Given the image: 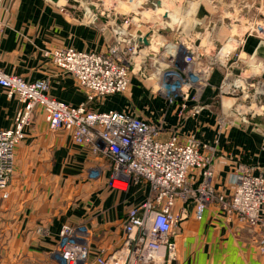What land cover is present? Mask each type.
Segmentation results:
<instances>
[{
  "label": "built area",
  "instance_id": "1",
  "mask_svg": "<svg viewBox=\"0 0 264 264\" xmlns=\"http://www.w3.org/2000/svg\"><path fill=\"white\" fill-rule=\"evenodd\" d=\"M159 1L160 6L155 10L164 5ZM138 4L144 5L139 1ZM198 4L194 7L193 29L188 32L177 29L173 41L164 37L160 38L161 43L155 41L154 29L131 31L139 20L137 13L128 18L126 14L105 13L98 7L97 12L115 26L105 51H79L72 47L45 51L52 65L70 75L83 92L84 100L78 105L50 96L47 79L27 81L0 67V86L19 103L13 127L0 129L2 198L7 197L14 150L24 139L37 107L42 109L51 130L67 131L74 144L89 147L91 152L108 159V186L126 190L132 183L143 184L151 192L148 198L127 210L122 224L123 243L107 257L99 249L91 260L88 229L82 224L64 223L54 250L60 264H171L176 254L171 234L187 218L190 202L194 203L196 219L201 218L209 204L217 203L223 212L233 214L257 230L259 248L264 251V175L256 174L254 166L240 162L234 165L233 192L226 196L214 187L212 157L203 152L213 150L210 144L193 134L180 140L176 131L162 139L164 127L160 123L122 111H99L92 107L107 95L125 93L136 76L151 80V89L168 105L178 102L181 116H193L202 109V92L209 85L212 73L219 71L215 97L219 101L222 96L234 100L219 117V130L256 125V118L264 115V103L260 99L264 96V80L260 77L261 66L253 63V54L243 51V44L248 36H256L264 43L263 11L256 8L252 17L227 14L233 16L232 21L224 15L233 25L229 26L226 43L215 51L217 44L213 39L203 45L199 34L194 32ZM166 12L167 9L162 15ZM83 16L89 23L99 20L89 9L84 10ZM139 37H146L148 43L139 42ZM153 44L159 46L160 53H154L158 49H153ZM226 44L231 47L225 49ZM101 174V169L95 168L89 177L96 179ZM192 176L193 179L196 176L194 183L190 180Z\"/></svg>",
  "mask_w": 264,
  "mask_h": 264
},
{
  "label": "crops",
  "instance_id": "2",
  "mask_svg": "<svg viewBox=\"0 0 264 264\" xmlns=\"http://www.w3.org/2000/svg\"><path fill=\"white\" fill-rule=\"evenodd\" d=\"M238 1L228 0L230 14L248 16L249 9L245 11ZM252 1L264 15V0ZM217 6L221 9L219 2ZM238 6L243 13L237 12ZM213 11L209 2L198 4L194 32L202 43L213 39L222 44L230 35L229 29L211 28ZM75 14L71 9L62 11L60 2L50 0H2L0 67L27 81L47 79L50 96L78 105L84 100L83 92L70 75L52 65L45 51L72 47L103 52L115 26L110 21L89 23ZM243 51L253 54L252 61L261 66L260 77L264 80V43L248 36ZM219 80L220 72H213L201 96L202 109L193 116H181L178 102L168 105L151 89V80L136 76L124 94L105 96L96 109L122 111L160 123L164 127L162 139L176 131L180 140L193 134L210 144L213 150L203 152L212 157L214 187L230 196L236 163L254 166L256 174L264 175V116L256 118V125L219 130L218 118L234 101L229 96H222L220 101L215 97ZM18 106L17 100L8 97L0 86V129L13 127ZM31 123L15 148L7 197L0 196V264H60L54 250L64 223L82 224L88 229L91 260L99 249L107 257L123 243L122 224L127 210L150 196L149 187L132 183L126 190H117L108 186V159L89 147L74 144L67 131L51 130L39 107ZM95 168H100L102 174L93 179L89 172ZM190 180L194 183L196 176ZM187 209V218L171 234L176 244L171 264H264V251L250 226L223 212L217 203L209 204L200 219L194 216L193 202Z\"/></svg>",
  "mask_w": 264,
  "mask_h": 264
},
{
  "label": "rangeland",
  "instance_id": "3",
  "mask_svg": "<svg viewBox=\"0 0 264 264\" xmlns=\"http://www.w3.org/2000/svg\"><path fill=\"white\" fill-rule=\"evenodd\" d=\"M138 1L142 2V4L144 5L142 6L139 5ZM161 1H163L164 5H162V7L159 10H155L156 6L155 4H153L151 0H58L61 6H63L65 9H71L72 12H76L77 14H75V16H80L82 20H85L83 16L84 10L89 9L91 11V9L89 8V5H94L96 9H98L99 7L100 11H104L105 13H109L111 15L126 14L128 18L136 15L135 13H137L136 17L139 19L137 20V25L136 26L133 25L130 28V30L134 32L137 29L143 32H147L149 29H154L155 33L153 34V38L155 37V41L159 43H161L160 41L161 37H164L167 41H170V40L173 41L172 38L174 36V33L177 31V29L181 28V30H183L184 32H188V30L191 31L193 29V13L195 12L194 7H196L197 3L209 2L213 6L214 4L216 5L219 2L221 9L218 8V6L216 5L215 13H214L215 20L211 19L212 20L211 28L217 30L218 28L224 29L225 27H228L229 29L230 24L233 25V23H231V21L233 20L232 18L233 16L227 15V14H230V11H231L228 0H161ZM238 2L240 3L241 7H245L244 9L245 11L249 9V12H250L249 17H252L251 15L256 11V8L260 7L256 5L257 4L256 1L253 2L252 0H239ZM239 6L236 8L237 12L240 11V13H243L244 10H242V8H240ZM166 9L168 10V12L175 15L176 19L175 21H172V23L168 25L171 28L170 33L167 35H163L159 30L167 27L166 26L167 24L165 23L166 19L163 18V15H162V13H165ZM220 10H222V12H220ZM218 14L227 15L231 21H229L228 19L223 20L224 16L221 15L220 17ZM249 22H252V21H249ZM235 23H238V22H235ZM241 24L244 25L245 22L241 21ZM251 26L253 25L250 24V27ZM234 27L238 28L239 26H234ZM245 29L246 28H244L243 31ZM234 32L236 33L237 30L235 29ZM241 32L242 31H240V33ZM206 41L208 40L206 39ZM206 41L205 40L203 41V45L206 43ZM225 43L226 42L224 41L222 44L224 45ZM220 47H221V44H217L215 46L216 48L215 51H217ZM152 48L158 49L159 46L153 44ZM149 52L153 53L152 51H149ZM154 53L158 54L160 53V50L159 49L155 50ZM147 60L150 61L149 58H147ZM205 89L206 88H204V90ZM260 99L262 100V103H264V96H261ZM14 155H15V150H14ZM255 231L257 233V230ZM0 236H2L1 233H0ZM257 236H258V233H257ZM174 245H175V250H176L175 242H174ZM88 264H93V263L89 262Z\"/></svg>",
  "mask_w": 264,
  "mask_h": 264
},
{
  "label": "water",
  "instance_id": "4",
  "mask_svg": "<svg viewBox=\"0 0 264 264\" xmlns=\"http://www.w3.org/2000/svg\"><path fill=\"white\" fill-rule=\"evenodd\" d=\"M50 1H52V2H54V3L58 2V0H50ZM154 4H155V6L159 7V6H160V1H159V0H154ZM89 8H90L91 11H92V12H93V13L99 18V20H101L102 22H106V21H107V19H106L104 16H101V15L97 12V9H96V7H95L94 5H89ZM167 17H168L167 13L164 14L163 18L167 19ZM117 23H119V22L117 21ZM159 31H160L163 35H167V34L170 33L171 28H170V26H167V27H165L164 29H161V30H159ZM137 34L140 35V32H138ZM146 36H147V35H146ZM139 42H143L144 44H147V43H148V41L146 40V37H144V38H140V37H139Z\"/></svg>",
  "mask_w": 264,
  "mask_h": 264
},
{
  "label": "bare ground",
  "instance_id": "5",
  "mask_svg": "<svg viewBox=\"0 0 264 264\" xmlns=\"http://www.w3.org/2000/svg\"><path fill=\"white\" fill-rule=\"evenodd\" d=\"M160 9V8H159ZM167 15H168V17H167V19L165 20V23L167 24L166 26H168L170 23H172V21H175V19H176V16L175 15H173L172 13H170V12H167ZM231 46L229 45V44H226L225 46H224V48L225 49H228V48H230Z\"/></svg>",
  "mask_w": 264,
  "mask_h": 264
},
{
  "label": "trees",
  "instance_id": "6",
  "mask_svg": "<svg viewBox=\"0 0 264 264\" xmlns=\"http://www.w3.org/2000/svg\"><path fill=\"white\" fill-rule=\"evenodd\" d=\"M97 106H98L97 103H94V104L92 105L93 108H96Z\"/></svg>",
  "mask_w": 264,
  "mask_h": 264
}]
</instances>
